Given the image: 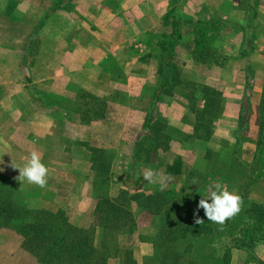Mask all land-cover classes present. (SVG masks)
<instances>
[{"label": "rangeland", "instance_id": "obj_1", "mask_svg": "<svg viewBox=\"0 0 264 264\" xmlns=\"http://www.w3.org/2000/svg\"><path fill=\"white\" fill-rule=\"evenodd\" d=\"M65 1L66 0H0V76L9 75L13 79L21 78V76L27 78L32 70L30 67L36 68L43 63L47 64L49 62L42 54L43 46L41 37L43 33L40 30L43 20L42 15L45 13L44 10L49 8L53 9V5L56 7L62 4L65 7V5H70L73 2L72 0H68V3ZM241 6L239 0V6L235 9H241ZM161 21L162 29L156 34L159 53L153 56L152 60L156 63V69L161 77L160 81L163 82V86L162 83L159 85H161L164 96L160 101H156L158 105H154L152 101L147 100L144 101L141 107H145L148 117L154 118L159 124L161 123L160 126L164 130H160V135L163 134V138L160 139L159 144L163 147L169 146V149L167 151H161L160 149L159 153L152 157L153 160L151 162H145V155L143 153L140 154L139 159L134 156L136 142L148 135L147 131L140 138H137L138 135H136L137 140L134 142L135 144L132 145L135 137L134 132L140 124L139 118H133L132 122L134 125L132 126L129 124V129L131 131L128 135H125V139L121 141V145L119 144L116 149L114 148V144L118 138L110 141L106 134H101L99 137L100 132H90L87 130L85 134L89 142L91 156L92 193L94 197L103 198L106 196L115 198L120 191H127L129 194H152L160 190L179 191L183 189L184 195L188 197L187 200H191L196 204L194 210L200 216L199 219H203L205 212L203 208H197L198 203L200 199L206 198L205 193L207 191L214 190V186L217 183L236 195L239 191H244L245 186L241 185L237 187V184L232 183L233 180L231 181L230 177L228 178V182L223 181L219 177V172L226 174V176H230L233 173H231V170L228 168L230 164V152L233 150L237 152V155L242 157V162H251L256 155V149L254 148L255 142L260 137V118L257 114L251 117V114L248 113L247 120L245 123L241 124L240 113L244 106L247 108L245 105L247 102L243 99L239 105L235 106L232 105L233 99L230 98L231 96L226 100L221 97L220 106L217 110V112H219V118L217 120L224 118L230 121H227V124H220L215 127L214 123L217 121L215 120L212 125V136L210 141L206 143L202 141L194 142L188 139L186 134L189 128L184 122L195 120L191 111L194 113L198 111L199 103L202 101L197 100L194 96H200V87H207V85L200 86L196 83L197 85L194 87L191 79L194 73L191 71L187 72L180 67V64L183 62L180 50L174 45L173 50L169 52L168 44L172 40L175 41L177 36H179L183 23L179 19H169L168 17H164ZM224 21L236 25L239 20L238 18H227ZM214 22H217V19L211 18L208 23L210 25L209 27H213L212 25ZM205 25L207 24L198 23L193 28L194 42L196 45H201L207 49L203 54L207 55L206 58H202L201 56L203 55L194 53V64H200L205 59L212 61L217 58L215 51L211 48L213 37L211 35L208 37L204 36ZM169 29L171 31H169ZM25 36H34L33 42H31V40L27 42L28 44L34 43V49L31 50V52L27 51V44L22 43L24 40L23 37ZM170 56H173L172 62H170ZM113 62V60H109V66L104 70L105 73L109 75H107V77L104 75L105 78L110 79L111 82L107 83L106 81L105 83L107 84L102 82L101 90L104 94L101 97L96 98L91 95H89L91 96L89 97L79 90L75 93H66V98H61V94L58 93L51 95L50 103L52 106L54 105L56 108L60 107L59 110L63 109L66 111L67 115H65V120L67 123L78 121L82 126L87 127L91 120H100L103 122L107 118H110V120L115 118L119 119V122H121L123 114L122 112L118 113L120 107L118 108L116 104L120 105V103L123 102L122 98H127L126 94L130 95L134 92L137 93L138 88L136 87H138L139 83L133 80L128 81L125 77L124 80L121 79V71ZM199 74H201V71L195 73L196 76ZM202 76L206 78L208 75L205 76L202 73ZM227 76V73H223L220 78L226 80ZM214 78H217L215 77V72H211L209 80L212 81ZM164 79H168L166 80L167 82L162 81ZM179 80H182L184 84H178ZM221 86L223 88H219ZM208 87L221 94L234 95L235 93L228 92L232 88L227 81H223L220 86L213 83V85H209ZM30 90L34 95H43L40 93L41 89H38L37 86L31 85ZM124 91L126 94H124ZM174 92L178 94L181 93L185 97L187 106L191 110H189L190 115L188 113L185 114L187 117L184 119V122H182L183 119L180 121L176 120L178 117L173 116L174 114H170L168 108H166L171 93L176 95ZM37 98L39 102H43L41 96ZM114 101L116 104L112 105ZM225 101L227 102L226 104H228L226 106ZM248 107H250L249 104ZM111 108H115V113L108 117V109L110 110ZM57 112L58 110L56 109L54 114L52 113V115H50L49 120L39 115H17L12 129L1 132L0 176H3L13 187L25 193L23 196L27 198V207L30 210L31 218H34L37 212L41 210L51 211L57 218H65L73 226L93 228L98 232L99 226L98 216L95 210L96 205L95 209L90 213L87 211L85 213H78L75 209L78 203L77 194L74 192V189L67 188V192L70 194H63L64 189H62V193H60L59 187H61V185L59 183L61 177H63L62 175L65 174L73 159L70 146L73 144L77 132L72 128L66 129L67 123L63 120V111ZM74 112H78L79 115H72ZM95 112L98 115H93ZM99 115H101L102 118H97ZM231 121L235 123L233 124ZM141 124L140 127L145 130V121ZM63 127L65 128L62 130ZM178 129L181 130L182 134H179ZM62 134L65 135L67 143L59 141ZM195 134L200 135L199 133ZM33 138L35 139V141H33L35 144L34 147L31 141ZM176 145H181L183 147V155L182 159H179L181 161L179 167L173 165V161L179 157L178 153H180ZM93 150H98L97 154L95 152L93 153ZM99 150L102 152L99 153ZM206 150H209V156L206 158V161L204 160L203 162L202 159L205 157L204 153ZM32 152L39 154L42 163L48 168L47 183L41 189L40 193L38 189L36 190V196L31 194L29 190L32 192L39 186L30 184L27 181L21 183L17 179L19 170L15 168L22 166L23 161L28 158ZM101 163L109 165L108 175L106 176L107 184L102 187L98 185V183L95 184V182L99 180L96 175L100 176V174H97L95 171L96 164L99 166ZM192 168L196 170V174L200 171L201 174L205 173V175L207 173H212V176L206 177L204 180L205 182H200L202 184L199 183V186H195V178H193V176L191 177L190 174ZM148 170H152L154 173L152 182L146 181L143 178L144 173ZM34 186H36V188ZM199 190L200 192L198 193ZM248 191L251 192L252 199L261 201V196L264 195V184L256 182L254 183V187L248 188ZM135 207V204L131 207V214L136 224L133 235H131L128 240L124 237H120L119 240L116 241L117 243H113L118 245V252H111L110 255H107V260H105L106 264H124L125 250L127 249L131 252L130 256L134 261L133 264H159L152 262L150 258L137 259L135 255L139 243H142V241L145 242L146 240L148 242V238L151 239L156 231V224H153L151 219H141V214L138 213ZM20 230L21 226L16 223L0 224V264H44L43 261H40L41 251H36V247L27 242V235L24 237ZM23 244L26 246H23ZM35 252L39 254L36 255ZM245 252H247L250 259L252 251L245 250ZM102 255H105L104 250H97V256Z\"/></svg>", "mask_w": 264, "mask_h": 264}, {"label": "crops", "instance_id": "obj_2", "mask_svg": "<svg viewBox=\"0 0 264 264\" xmlns=\"http://www.w3.org/2000/svg\"><path fill=\"white\" fill-rule=\"evenodd\" d=\"M72 1V4L65 7L62 4L56 7L51 4L53 9L44 10L45 13L42 15L40 28L43 33L42 54L49 62L36 68L30 67L32 70L28 76L26 75L27 78L21 76L13 79L9 75L0 76V135L2 131L12 129L17 115H39L49 120L50 115L57 109L58 112L63 111V120L67 123L66 111L52 106L51 95L58 93L61 94V98H66V93H75L79 90L88 96L101 97L104 94L101 90L102 82H111L105 78L108 74L104 71L109 66V60H113L120 69L121 79L138 81L137 93L127 95L124 91L127 98H122L123 102L120 105L115 101L112 103L120 107L118 113L123 114L121 122L119 119L107 118L115 113V108H111L112 110L108 109L107 119L103 122L91 120L87 127L78 121L68 122L66 125V129L72 128L77 133L70 146L73 159L61 177L59 189L60 193L64 189L63 194L69 193L67 188L74 189L78 203L75 207L76 212L90 213L97 203L92 193L91 156L86 131L100 132L99 137L106 134L110 141L118 138L114 144L116 149L125 139V135L131 131L129 126L134 125L133 118H139L140 124L134 132L133 145L137 140L136 135L140 138L146 133V129L140 126L145 121L147 110L141 105L147 100L158 105L156 101H160L164 96L159 85L162 83L163 86V82L160 81L156 63L152 60L153 56L159 53L156 34L162 29L161 20L164 17L179 19L183 23L179 36L175 41L169 42L168 48L171 52L175 45L180 50L183 58L180 67L194 73L191 77L193 86L199 84L208 87L213 83L220 86L223 81H227L232 88L228 92L235 93L230 95L219 92L221 97L226 100L231 96L232 105L235 106L244 99L246 105H250L251 117L259 115L264 89V0H240L241 9H235L239 6V0ZM65 2L68 3V0ZM211 18L217 19L213 27H209L208 24ZM227 18H238L239 21L233 25L224 21ZM198 23L207 24L204 36L213 37L211 48L217 58L212 61L205 59L200 64H194V53L203 55L204 51H207L203 46L196 45L193 39V28ZM23 39L22 43L27 44L26 49L31 52L34 43L27 42L29 40L33 42L34 36H25ZM170 57L172 62L173 56ZM201 57L206 58L207 55ZM200 71L201 74L196 76L195 73ZM211 72H215L217 77L212 81L209 80ZM202 73L208 76L203 78ZM223 73L228 74L226 80L220 78ZM166 80L168 79L162 81L167 82ZM178 84L184 83L179 80ZM31 85L41 89L40 93L43 95L38 96L42 97L43 102H39L38 96L31 92ZM194 97L199 99V96ZM226 103L225 101V106L228 105ZM202 104L199 103L198 110ZM166 108L170 114L178 117L176 118L178 121L183 119L184 122L187 117L185 114L190 115L186 99L181 93L176 95L171 93ZM72 115L79 114L74 112ZM227 121L230 120L221 118L214 126L227 124ZM184 123L189 128V134L192 132L191 124ZM33 139L31 141L34 147ZM59 141L67 143L64 134ZM63 151L65 152L64 149ZM37 189L40 193L42 188L38 187L29 192L36 196ZM135 255L137 259L151 258L152 245L147 241L139 243ZM230 264H264V245H255L250 259L245 250H233Z\"/></svg>", "mask_w": 264, "mask_h": 264}, {"label": "trees", "instance_id": "obj_3", "mask_svg": "<svg viewBox=\"0 0 264 264\" xmlns=\"http://www.w3.org/2000/svg\"><path fill=\"white\" fill-rule=\"evenodd\" d=\"M220 98L221 95L211 88L200 87L198 100L203 104L195 113L189 109L195 120L189 121L192 132L186 134L188 139L194 142L210 141L212 125L219 118L217 110L220 106ZM246 106L247 108L244 106L240 113L241 124L245 123L250 111V107ZM94 114L98 115L96 112ZM97 118L102 116L99 115ZM259 118L261 132L255 142L256 155L251 162H242V157L233 150L230 152L228 165L233 173L226 176L219 172V177L223 181L228 182L230 177L237 187L245 186L244 191H239L237 194L241 198L240 212L227 219L223 225L207 220L206 216L199 219L200 216L194 210L196 204L187 200L188 197L184 195L183 189L160 190L152 194H129L127 191H120L115 198L95 197L98 232L93 228L73 226L67 219L57 218L51 211L41 210L31 218L27 198L23 196L25 193L13 187L3 176H0V224L16 223L21 226L20 232L24 237L27 235V242L34 245L36 251H41V260H39L44 264H106L107 255L118 252V245L113 243L120 237L128 240L134 233L136 224L131 214V207L135 204L141 219H151L153 224H156L153 237L148 238V243L153 248V256L150 258L152 262L230 264L233 250L252 251L255 245H264V195L261 196V201L254 200L251 198V192L248 191V188L254 187L256 182L264 184V89L259 105ZM145 123L144 127L148 135L136 142L134 156L139 159L140 154L143 153L145 162H151L152 157L156 156L160 149L167 151L169 146L163 147L159 144L160 139L163 138L160 130H164L160 126L161 123L148 116ZM178 131L182 134L180 129ZM176 146L180 153L177 152L179 157L173 161V165L179 167L183 147ZM94 152L97 154L98 150H93ZM100 152L102 151L99 150ZM204 156L203 162L209 156V150L205 151ZM95 171L100 174V176L96 175L99 180L95 184L105 186L109 165L96 164ZM190 174L195 178V186L205 182L206 177L212 176V173L205 175L200 171L196 174L194 168L191 169ZM197 219L200 220L199 223L196 222ZM99 249L104 250L105 255L97 256ZM38 254L37 252L36 255ZM130 254V250H125L124 264L134 263Z\"/></svg>", "mask_w": 264, "mask_h": 264}, {"label": "clouds", "instance_id": "obj_4", "mask_svg": "<svg viewBox=\"0 0 264 264\" xmlns=\"http://www.w3.org/2000/svg\"><path fill=\"white\" fill-rule=\"evenodd\" d=\"M19 170L17 179L23 183L27 181L43 188L47 183L48 168L41 161V157L36 152H32L23 161L22 166L15 167ZM144 180L152 182L154 173L148 170L144 173ZM206 198L200 199L197 208H203L207 220L223 225L227 219L234 217L240 212L241 198L217 183L214 190L205 193ZM210 201V202H209ZM200 222L199 219L196 220Z\"/></svg>", "mask_w": 264, "mask_h": 264}]
</instances>
